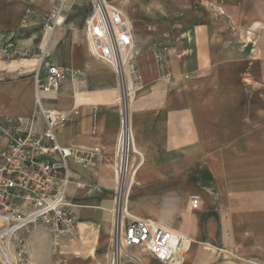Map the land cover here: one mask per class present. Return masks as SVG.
<instances>
[{
  "label": "crops",
  "instance_id": "0c3cea01",
  "mask_svg": "<svg viewBox=\"0 0 264 264\" xmlns=\"http://www.w3.org/2000/svg\"><path fill=\"white\" fill-rule=\"evenodd\" d=\"M106 1L125 16L138 43L133 63L140 80L127 69L126 83L133 90L127 103L132 147L142 162L126 212L182 241L167 262L138 246L126 251L139 264H264V0ZM58 2L0 0V36L20 26L26 8L31 19L45 22ZM62 7L48 60L79 76L44 94V105L65 117L55 128L59 144L98 147L100 159L92 165L68 160L73 231L54 234L36 223L15 238L25 241L26 264H109L121 89L113 68L89 52V0H64ZM38 27L23 28L15 54H0V118L21 119V128L35 131L44 127L34 99ZM249 29L253 51L241 45ZM161 47L169 50V80L160 78L154 59ZM5 144L0 135V149ZM192 194L199 197L194 209Z\"/></svg>",
  "mask_w": 264,
  "mask_h": 264
},
{
  "label": "built area",
  "instance_id": "2783aa9c",
  "mask_svg": "<svg viewBox=\"0 0 264 264\" xmlns=\"http://www.w3.org/2000/svg\"><path fill=\"white\" fill-rule=\"evenodd\" d=\"M63 2L59 0L52 7L45 22L31 19L32 11L26 8L20 26L2 31L0 36V54L10 56L17 52L16 43L24 27L32 23L41 26L42 38L33 78L36 110L44 120L43 129L35 131L30 126L21 128V119L0 118V135L6 139L5 146L0 149V258L4 264L28 263L24 239L15 238L20 230L36 223L46 226L54 234L69 233L76 228L75 205L69 202L66 194L71 180L68 160L74 158L82 164L92 165L100 159L98 147L79 151L73 146L59 144L55 128L65 121V117L44 105V94L57 89L65 79L79 76L78 72L63 69L48 60L49 36L61 22ZM89 3L84 28L89 52L113 68L121 88L118 97L121 115L114 147L116 188L109 264H126L128 261L139 264L138 259L126 251L129 246H138L167 262L174 253L181 251V237L153 220L133 218L126 212L133 176L142 162L135 159L132 147L127 109L132 91L126 85L127 69L134 81L140 80L133 63L138 43L128 20L116 6L106 0H89ZM244 32L241 45H250V51H253L255 39L251 30ZM154 59L160 78L171 79L169 50L165 47L155 49ZM198 205V195L192 194L190 207L194 209ZM185 249L183 247V251Z\"/></svg>",
  "mask_w": 264,
  "mask_h": 264
},
{
  "label": "rangeland",
  "instance_id": "374dc122",
  "mask_svg": "<svg viewBox=\"0 0 264 264\" xmlns=\"http://www.w3.org/2000/svg\"><path fill=\"white\" fill-rule=\"evenodd\" d=\"M41 38H42V32H41V26L40 28H36V34H35V37L33 38L35 41H38L40 42L41 41ZM37 50V48H36ZM121 89V88H120ZM133 91V90H132Z\"/></svg>",
  "mask_w": 264,
  "mask_h": 264
},
{
  "label": "bare ground",
  "instance_id": "6f19581e",
  "mask_svg": "<svg viewBox=\"0 0 264 264\" xmlns=\"http://www.w3.org/2000/svg\"><path fill=\"white\" fill-rule=\"evenodd\" d=\"M126 85H127V83H126ZM133 181V180H132Z\"/></svg>",
  "mask_w": 264,
  "mask_h": 264
}]
</instances>
